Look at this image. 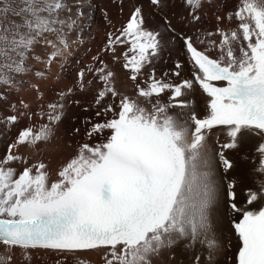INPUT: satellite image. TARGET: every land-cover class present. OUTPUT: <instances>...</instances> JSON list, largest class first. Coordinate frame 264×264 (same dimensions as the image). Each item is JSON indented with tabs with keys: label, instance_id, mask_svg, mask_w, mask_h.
Segmentation results:
<instances>
[{
	"label": "snow or ice",
	"instance_id": "obj_1",
	"mask_svg": "<svg viewBox=\"0 0 264 264\" xmlns=\"http://www.w3.org/2000/svg\"><path fill=\"white\" fill-rule=\"evenodd\" d=\"M186 3L199 7L202 0ZM62 7L63 0H0V84L10 85L12 73L27 71L25 60L45 33L59 35ZM10 14L19 22L6 23ZM235 16L239 31L231 33V41L246 42L241 43L239 57L229 47L226 63L223 57L214 60L185 41L196 68L194 82L209 98L204 118L169 116L167 106L159 103L149 112L124 97L118 110L104 109L114 112L113 119L93 126L97 133L111 130L107 141L96 147L84 145L79 156L59 172L61 179L51 185L42 163L35 174L30 167L19 174L6 167L21 159L11 154L10 146L0 160V243L58 251L108 247L112 259L105 257L106 264H151L152 255L177 239L195 242L203 236L208 248L215 249L216 240L208 237V209L215 186L210 172L201 170L209 163L204 152L207 134L224 126L230 140L221 145L223 149L236 148L244 133L258 136L260 142L254 149L260 158L257 171L264 173V0H242ZM142 25L137 9L117 38L128 39L132 51L138 52L131 58L125 54L124 67L133 73L132 80L160 47L159 33L146 31ZM221 35L224 45L228 44L229 37ZM59 40L67 46L62 36ZM44 43L56 47L51 41ZM61 54L57 49L49 59ZM110 77L111 73L104 76L105 89L98 99L108 92L117 95ZM220 81L226 86L213 83ZM192 87L193 81L173 86L153 75L147 89H139V96L150 100L168 90L173 93L171 106L183 108L187 102L176 101L182 89ZM7 119L16 121L15 116ZM48 138L49 129L42 126L38 133L22 131L18 142L35 145ZM219 155L225 168H231L223 152ZM262 198L264 184L259 192H249L247 203ZM232 208L241 211L234 204ZM234 227L240 241L237 264H264V206L243 211Z\"/></svg>",
	"mask_w": 264,
	"mask_h": 264
},
{
	"label": "bare ground",
	"instance_id": "obj_2",
	"mask_svg": "<svg viewBox=\"0 0 264 264\" xmlns=\"http://www.w3.org/2000/svg\"><path fill=\"white\" fill-rule=\"evenodd\" d=\"M241 2L242 0H202L199 7H190L186 0H160L158 4H153L150 0H63L59 14L62 23L57 26L59 35L45 33L25 60L27 71L12 73L13 81L10 85L0 84V160L8 155L12 144L14 147L11 148V154L21 159L6 167H13L17 174L30 167L35 174L34 164L38 166L42 163L45 165V174L50 171L47 182L51 185L61 179L59 172L79 156L84 145L96 147L101 141H107L111 130L105 129L101 133L93 131L94 125L113 119L114 112L105 113L106 107L111 106L118 110L119 99L127 97L151 112L152 105L158 101H170L172 92L167 96L168 90L164 96L151 97L150 100L136 97L133 92L136 86L129 81L131 71L123 68L130 55L127 50L131 46L126 38L116 41V44L126 42L127 44L121 45H126L125 47L109 50L111 54L107 51L108 42L115 41L116 36H122L123 28L134 9L139 8L142 11L144 30L159 33L160 41V52L150 57V63L144 64L141 78L151 80L153 76L148 73L154 70L156 80L167 73L165 82L177 86L183 80L192 81L191 72L195 70L186 55L183 40L179 38L181 34L192 37L201 51L216 60L223 57L226 63L229 47L235 56H240L241 43L246 42L231 41V33L239 31L235 12ZM104 10L107 14L101 16V11ZM198 17L200 21L195 22ZM166 19L174 32L168 29ZM8 21L19 22V18L10 14L5 22ZM97 33L101 42L105 34L109 38L100 47L95 44L96 53L84 76L79 77L74 84L66 83L63 94L57 97V83L62 79L60 71L64 70L67 63H71V58L78 50L84 51L85 47L94 44ZM221 33L229 37L228 44L224 45ZM59 36L66 40V47L60 43ZM45 40L51 41L56 47L45 44ZM221 45H224L223 50ZM57 49L62 54L55 60H50V54ZM96 63L105 66V70L111 73L110 85L117 93L114 96L108 92L98 105V94L105 89V83L100 75L92 74L94 69L89 71L92 64ZM177 63L182 66L177 67ZM176 72L179 74H175ZM208 100L193 82L190 90L183 89L181 101L187 102L188 106L167 108V114L179 119H187L190 114L205 117ZM80 103H84L82 109H79ZM31 114L32 121L29 119ZM12 116L16 117L15 122L7 119ZM55 116L59 119H50ZM55 122L56 126L48 127L49 123ZM42 126L49 129V138L46 141L35 145L18 142L22 131L32 129L33 133H38ZM229 140L225 128H219L207 135L204 152L209 163L201 169L210 172L215 186V198L208 209V237L216 240V248L210 250L203 236L195 242L177 239L172 245L162 247L152 255L149 258L151 264H236L235 254L240 244L232 222L238 220L243 211L264 206V198L253 204L247 203L249 192H259L264 184V173L257 171L260 158L254 150L260 138L249 133L238 138L236 148L226 152L233 164L228 172H224L218 152L221 145ZM44 148L48 149L46 154H42ZM231 181L236 182L235 203L241 209L239 212H234L229 207L228 184ZM105 257L112 259L108 247L87 251H58L43 248L23 249L0 243V264H106Z\"/></svg>",
	"mask_w": 264,
	"mask_h": 264
},
{
	"label": "rangeland",
	"instance_id": "obj_3",
	"mask_svg": "<svg viewBox=\"0 0 264 264\" xmlns=\"http://www.w3.org/2000/svg\"><path fill=\"white\" fill-rule=\"evenodd\" d=\"M102 14L103 15H106L107 14V11L105 12V10H104V12L103 11H101V16H102ZM214 15H216V13H214ZM80 16H82V13H80ZM200 21V17H198V19H196V21L195 22H199ZM96 36H98V33L96 34ZM95 36V37H96ZM180 36V35H179ZM117 37H119V36H116L115 37V41H112L111 42V44L110 45H108V50L107 51H109V50H112V49H115V48H118V49H120V48H122V47H125V46H121L122 44H127L126 42H123V43H118V44H116L115 42H116V39H117ZM93 38H94V36L92 37V40H93ZM103 40H102V42H101V39H100V36H98V37H96L95 39H94V44L92 43V44H90L89 46H87V47H85L84 49V51L82 52L81 50H78L76 53H75V55L71 58V63L70 64H68L67 63V65L66 66H64V70L62 71H60V74L62 75V79H61V81H58V83H57V89H56V94H57V97L58 96H61V94H63V91H64V88L66 87V83H68V82H72L73 84H74V82H77L78 80H79V77H81V71H82V73H83V76H84V74L86 73V71L88 70V65L89 64H91V62H92V60H93V55L96 53V51H95V44H98V46L100 47L101 45H104V43H105V40H107L109 37H108V35H104L103 36ZM180 38V37H179ZM181 39V38H180ZM115 43V44H114ZM84 45V44H83ZM131 47V46H130ZM106 52V51H105ZM160 52V50L158 51V53ZM109 54H111V51H109ZM82 55V56H81ZM156 56V55H155ZM153 57V56H152ZM98 65V66H97ZM105 67V66H104ZM101 64L99 65V64H92V67L89 69V71H92V69H94V71H92V74L94 75V76H96V75H100L101 76V80L103 81L104 79V76H106L107 74H109L110 72L109 71H107V70H105L106 69V67L104 68ZM82 68H84V70L85 71H83V69ZM151 72H153V71H151ZM64 73V74H63ZM175 74H179V72H176ZM133 85V84H132ZM101 91H103V90H101ZM134 92V91H133ZM100 93V92H99ZM171 92L169 91V92H167V96L170 94ZM105 97V96H104ZM136 97H137V95H136ZM41 98V97H40ZM137 98H139V97H137ZM41 100V99H40ZM101 100L102 99H98L97 100V105H98V103H100L101 102ZM120 100L121 99H119V102H120ZM159 102V101H158ZM167 102H169V100H167ZM160 103H163V102H160ZM73 104H74V102H73ZM83 104L84 103H80V105H79V109H82L83 108ZM155 104H157V103H155ZM29 113V112H28ZM28 113H27V115H25L26 117L28 116ZM32 115L33 114H31L30 116H29V119H31L30 121H32L33 120V117H32ZM25 117V118H26ZM112 118H114V114H113V117ZM91 120V119H90ZM36 125V124H35ZM56 126V122H55V124H51V123H49L48 124V127H50V126ZM32 130V129H31ZM104 142L103 141H101V143L100 144H103ZM100 144H98V145H100ZM10 146H13L12 144L10 145ZM14 147V146H13ZM12 150V149H11ZM48 152V149L47 148H44V149H42V154H46ZM34 168L36 167V163L34 164V166H33ZM18 174H19V172H18ZM47 175H48V177H49V175H50V171H48L47 172Z\"/></svg>",
	"mask_w": 264,
	"mask_h": 264
}]
</instances>
